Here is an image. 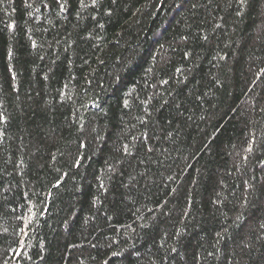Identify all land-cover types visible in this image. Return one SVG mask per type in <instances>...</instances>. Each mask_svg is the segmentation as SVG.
<instances>
[{
    "label": "trees",
    "instance_id": "obj_1",
    "mask_svg": "<svg viewBox=\"0 0 264 264\" xmlns=\"http://www.w3.org/2000/svg\"><path fill=\"white\" fill-rule=\"evenodd\" d=\"M0 264H264V0H0Z\"/></svg>",
    "mask_w": 264,
    "mask_h": 264
},
{
    "label": "snow or ice",
    "instance_id": "obj_2",
    "mask_svg": "<svg viewBox=\"0 0 264 264\" xmlns=\"http://www.w3.org/2000/svg\"><path fill=\"white\" fill-rule=\"evenodd\" d=\"M0 118H2V117H0ZM262 226H264V225H262Z\"/></svg>",
    "mask_w": 264,
    "mask_h": 264
}]
</instances>
